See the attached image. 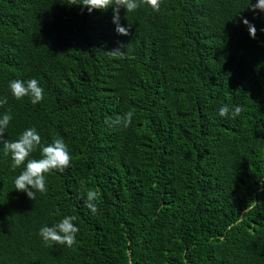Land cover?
Here are the masks:
<instances>
[{
	"label": "trees",
	"instance_id": "16d2710c",
	"mask_svg": "<svg viewBox=\"0 0 264 264\" xmlns=\"http://www.w3.org/2000/svg\"><path fill=\"white\" fill-rule=\"evenodd\" d=\"M72 3L0 0L4 138L34 127L44 145L63 138L72 157L45 174L34 201L15 190L24 166L13 169L0 144V264H264L258 0L121 7L128 36L115 31V5L89 13ZM120 45L126 55L113 57ZM33 78L45 91L36 105L9 87ZM222 105L244 110L222 117ZM128 111L127 128L105 122ZM82 185L101 193L98 213ZM68 215L77 244L46 245L40 228Z\"/></svg>",
	"mask_w": 264,
	"mask_h": 264
},
{
	"label": "clouds",
	"instance_id": "9594fccd",
	"mask_svg": "<svg viewBox=\"0 0 264 264\" xmlns=\"http://www.w3.org/2000/svg\"><path fill=\"white\" fill-rule=\"evenodd\" d=\"M162 0H79L76 3L73 0L72 4H80L88 9L91 13L94 9L105 10L112 5L113 8V23L115 24V31L119 35L128 36L130 34L131 26L124 27L120 24V9L123 7L126 12H134L141 5L150 6L154 11H159ZM250 5L252 11L259 10L264 12V0H258V3ZM246 24L247 20L244 21ZM250 35L255 38V28L251 25ZM125 49V50H122ZM113 57L123 58L126 55V45H120L109 52ZM9 87L12 95L16 99H22L29 97L31 103L36 105L43 101L45 91L40 86V83L36 79H29L27 81L15 79L10 81ZM7 103L6 98L0 99V106ZM242 106H235L234 109L229 108L228 105H222L219 109L220 116H228L230 111L232 117H237L243 111ZM134 113L128 111L123 116L116 117L114 120L106 119V123L112 126L129 127L132 123ZM12 115L10 112L0 114V144L3 145L4 155L11 157V167L13 169L20 168L22 165L23 170L15 178V190L26 193L27 197L31 200L36 199V193L47 192V181L45 174L50 173L53 170H59L63 172L71 164L72 157L69 153L67 144L63 138H55L52 143L44 145L41 142V137L37 130L28 128L22 132L17 140L10 141L5 139V132L8 128ZM39 150L40 158H31L32 153ZM82 191L85 193V206L93 213L96 214L99 211V201L101 193L98 190L81 186ZM76 220L75 216H64L58 223L52 226H43L39 230V235L46 245L52 244L65 245L68 248H72L77 244V234L80 229L74 224Z\"/></svg>",
	"mask_w": 264,
	"mask_h": 264
}]
</instances>
